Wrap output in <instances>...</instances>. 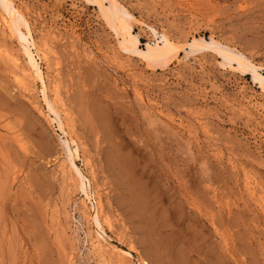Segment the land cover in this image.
I'll use <instances>...</instances> for the list:
<instances>
[{
    "label": "rangeland",
    "instance_id": "obj_1",
    "mask_svg": "<svg viewBox=\"0 0 264 264\" xmlns=\"http://www.w3.org/2000/svg\"><path fill=\"white\" fill-rule=\"evenodd\" d=\"M10 1L0 264H264V90L238 62L264 75V0ZM112 2L140 50L180 48L126 49Z\"/></svg>",
    "mask_w": 264,
    "mask_h": 264
},
{
    "label": "bare ground",
    "instance_id": "obj_2",
    "mask_svg": "<svg viewBox=\"0 0 264 264\" xmlns=\"http://www.w3.org/2000/svg\"><path fill=\"white\" fill-rule=\"evenodd\" d=\"M3 1H4L3 4L5 5V9H8L7 8V3L12 2V1H10V0H3ZM94 1H96L97 3H100V4L102 3L101 8H102V10L104 9L103 8V5L104 4L102 2L103 0H94ZM114 1H116V0H114ZM116 2H114V3L112 2L113 4L111 3L112 4V7H109L108 8V10L110 12L107 10V13L105 14V16H106L107 21L109 22V24L114 29L117 30V33L119 35L121 34L122 35V38L124 37L123 38L124 39V44L123 45L126 46V47L124 46L126 49H129V50H132V51H135V52H139V53L145 54V55H147L148 57H151V58L153 57L152 56V51H155L158 58H161L162 57V59H164V56L168 57L167 55H168V53L170 51H172L173 49L180 48L179 45H175L174 43H172V41L169 40V38L165 34H163L164 40H163V45L162 46L159 45V44H155V45L149 44L148 45V51H142V50H140L138 48V37L136 35H133V33L131 31L132 29L130 28V25L131 24L129 23L130 22L129 19H131V15L127 14V11L125 12L124 11L125 9H123L121 6H119ZM8 7L10 8L11 6H8ZM8 10L11 11L12 10V7H11V9H8ZM16 10L18 11V9H16ZM11 12H9V14H11ZM13 12H14V10H13ZM105 12H106V10H105ZM14 13H12V14H14ZM12 17H13L12 19L14 20V16H12ZM117 21L120 24L119 27H118V23H117V26L115 24V22H117ZM14 22H16L15 23L16 25H14V23H13V25L16 26V28H18L19 25H20V23L17 22V21H14ZM206 42L207 41L203 37H195L193 39V42H192L191 46H194V47L203 46ZM175 52H177V50ZM171 53H169V54H171ZM29 56H30V53H29ZM32 60H33V58H32ZM34 61L35 60H33V62ZM238 62H239V65H241V66L244 67V70L245 71H252V74L254 75L255 79L259 81L261 87L264 90V75L259 72V70L256 67V65L248 57L243 56V55H240L238 57ZM35 66L38 69V64L37 65L35 64L34 67ZM243 67H242V70H243ZM52 111L55 113L56 118L58 117V119H59L60 114H59L58 109H56V108L53 107L52 108ZM66 141H67V149H68V152H69V157H70L71 163L74 164L75 163V160H76V157H77V154H78V151L80 150V147H79L78 143H76V140L73 137H71L70 135L68 136V138H67ZM74 145H76V146L74 147ZM121 159H123V158L116 157L113 160L111 159L112 161L110 162V164L111 165L118 164V163L121 164L124 161V160H122V162H121ZM122 172H120V173L123 176L124 174H122ZM78 174L81 176L80 178L82 180L80 181V183L82 184V182L84 180H83V174H82V170L81 169H78ZM83 188H84V186H83ZM83 190L85 191L86 196L87 197H90L89 188L85 187ZM140 198L141 199L143 198V194H141ZM141 199H140V201H142ZM95 204H96V207H95L96 213L93 216V221H94L93 223L96 224L95 226H98L99 228H101V230L104 231V222L102 220L101 207L99 205L98 200L95 202ZM102 234H103V232H102ZM129 261L131 262L132 260L129 259ZM140 264H148V263L145 262L144 260H141L140 261Z\"/></svg>",
    "mask_w": 264,
    "mask_h": 264
}]
</instances>
